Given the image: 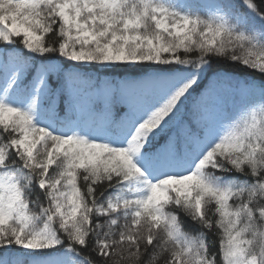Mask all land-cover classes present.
<instances>
[{
  "label": "snow or ice",
  "instance_id": "6c2138e0",
  "mask_svg": "<svg viewBox=\"0 0 264 264\" xmlns=\"http://www.w3.org/2000/svg\"><path fill=\"white\" fill-rule=\"evenodd\" d=\"M0 264H264V0H0Z\"/></svg>",
  "mask_w": 264,
  "mask_h": 264
},
{
  "label": "trees",
  "instance_id": "16d2710c",
  "mask_svg": "<svg viewBox=\"0 0 264 264\" xmlns=\"http://www.w3.org/2000/svg\"><path fill=\"white\" fill-rule=\"evenodd\" d=\"M224 69L226 71L234 72V73H236L237 75H240V76L247 75V73L245 71H243L242 69H240L239 67H237L235 65H225Z\"/></svg>",
  "mask_w": 264,
  "mask_h": 264
}]
</instances>
